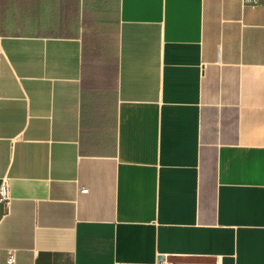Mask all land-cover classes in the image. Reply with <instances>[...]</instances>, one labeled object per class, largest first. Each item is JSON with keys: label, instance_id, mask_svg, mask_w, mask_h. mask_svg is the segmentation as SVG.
Segmentation results:
<instances>
[{"label": "crops", "instance_id": "crops-1", "mask_svg": "<svg viewBox=\"0 0 264 264\" xmlns=\"http://www.w3.org/2000/svg\"><path fill=\"white\" fill-rule=\"evenodd\" d=\"M4 177L0 264H264V0H0Z\"/></svg>", "mask_w": 264, "mask_h": 264}, {"label": "built area", "instance_id": "built-area-1", "mask_svg": "<svg viewBox=\"0 0 264 264\" xmlns=\"http://www.w3.org/2000/svg\"><path fill=\"white\" fill-rule=\"evenodd\" d=\"M250 2L252 4H258L260 3L261 0H243V2ZM82 192H87L86 188L81 189ZM10 201V196H9V184H8V179L4 177L0 181V203H4L8 206V203ZM8 263H15L16 262V252L15 250H9L8 251Z\"/></svg>", "mask_w": 264, "mask_h": 264}]
</instances>
